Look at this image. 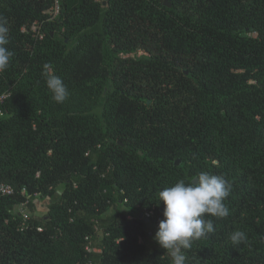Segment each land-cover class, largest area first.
Listing matches in <instances>:
<instances>
[{"label": "trees", "instance_id": "obj_1", "mask_svg": "<svg viewBox=\"0 0 264 264\" xmlns=\"http://www.w3.org/2000/svg\"><path fill=\"white\" fill-rule=\"evenodd\" d=\"M54 3L0 0V264H172L149 244L158 192L201 172L230 182L229 215L187 264H264V0Z\"/></svg>", "mask_w": 264, "mask_h": 264}, {"label": "clouds", "instance_id": "obj_2", "mask_svg": "<svg viewBox=\"0 0 264 264\" xmlns=\"http://www.w3.org/2000/svg\"><path fill=\"white\" fill-rule=\"evenodd\" d=\"M9 43L8 21L0 17V72L5 71L14 53L6 47ZM44 66L42 75L56 103H63L69 97V90L62 78L49 72ZM231 184L221 175L201 172L188 183L180 179L172 186L158 192V202L163 201V219L155 233L157 243L167 250L172 264H187L184 250L191 249L196 240L215 231L211 220L205 216L225 218L229 208L224 201L230 195ZM234 245L247 240L244 231H234L230 237Z\"/></svg>", "mask_w": 264, "mask_h": 264}, {"label": "rangeland", "instance_id": "obj_3", "mask_svg": "<svg viewBox=\"0 0 264 264\" xmlns=\"http://www.w3.org/2000/svg\"><path fill=\"white\" fill-rule=\"evenodd\" d=\"M141 53H143V52H140L139 54H141ZM23 193L24 194H26V191L25 190H23ZM35 203H36V205H35V210H36V212L38 213V214H43V213H45L46 211H47V208H48V205H49V199L47 198V199H44V200H39V199H37L36 201H35ZM22 209H25V210H27V212H29V213H27L28 215H29V218H30V211L31 210H28L27 208H26V206L24 205V204H21V205H16L15 207H14V211H19L20 213L22 212L21 210ZM31 213H33V211H31ZM150 215H152V213H149V212H146L145 213V216L147 217V216H150ZM130 218L132 217V215H130L129 216ZM158 225H159V223H153L148 229H149V232L151 233V235H152V239L149 241V244L150 245H154L155 244V233H156V231L158 230Z\"/></svg>", "mask_w": 264, "mask_h": 264}, {"label": "built area", "instance_id": "obj_4", "mask_svg": "<svg viewBox=\"0 0 264 264\" xmlns=\"http://www.w3.org/2000/svg\"><path fill=\"white\" fill-rule=\"evenodd\" d=\"M47 12L50 15V19H54V17H56L59 14V12H60V0H55L54 6L51 9H49ZM33 30L34 31H39V25L38 24H34L33 25ZM7 95L8 94L3 95L0 98V100H3V98H5ZM0 115H2V111L1 110H0ZM13 191H14V188L11 185L3 184V183L0 184V194H10ZM21 211H22L21 213L24 215V220H23V225H24L25 222L29 219V215L27 214L29 212H27V210H25V209H22Z\"/></svg>", "mask_w": 264, "mask_h": 264}, {"label": "water", "instance_id": "obj_5", "mask_svg": "<svg viewBox=\"0 0 264 264\" xmlns=\"http://www.w3.org/2000/svg\"><path fill=\"white\" fill-rule=\"evenodd\" d=\"M165 3H167L169 6H171V3H168V1H165ZM181 160H177V164H180ZM140 216H143V213L140 214ZM148 220V219H147Z\"/></svg>", "mask_w": 264, "mask_h": 264}]
</instances>
